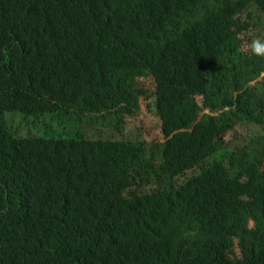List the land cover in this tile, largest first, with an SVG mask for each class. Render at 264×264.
I'll return each mask as SVG.
<instances>
[{"label":"trees","instance_id":"1","mask_svg":"<svg viewBox=\"0 0 264 264\" xmlns=\"http://www.w3.org/2000/svg\"><path fill=\"white\" fill-rule=\"evenodd\" d=\"M257 37L264 0H0V264H264ZM147 106L164 143L129 127ZM58 111L102 121L11 127Z\"/></svg>","mask_w":264,"mask_h":264},{"label":"rangeland","instance_id":"2","mask_svg":"<svg viewBox=\"0 0 264 264\" xmlns=\"http://www.w3.org/2000/svg\"><path fill=\"white\" fill-rule=\"evenodd\" d=\"M220 1L225 3L227 0ZM110 74L118 81L117 84L120 86L133 88V85H136L137 88H145L148 86H151V89L154 88V80L148 77L147 79H142L143 76L140 75L139 72H127V70L113 69L110 71ZM262 76H264V73ZM73 115L74 118L77 117L82 126L90 120H97L99 122L102 121L101 116L93 119L90 115H84L82 117H79L76 114ZM10 122L12 129L17 132L18 136L24 138L32 135L49 137L60 136L64 134L68 128L70 129L71 134V131L76 128V125H79V122H65V119L61 116L59 111L49 115H41L40 117H37L36 125L31 123V119L28 121H22L21 117L18 115H12L10 117ZM128 122L129 127L137 128L139 135L137 139L149 142L163 140L160 136L159 119L155 112L148 106L147 109H142L137 114L129 116ZM244 129L248 135L245 143L252 142V144L255 145V149H263L262 146L257 145L255 140L259 139L260 141H264V132L253 125L245 126Z\"/></svg>","mask_w":264,"mask_h":264},{"label":"clouds","instance_id":"3","mask_svg":"<svg viewBox=\"0 0 264 264\" xmlns=\"http://www.w3.org/2000/svg\"><path fill=\"white\" fill-rule=\"evenodd\" d=\"M65 35H67L70 31H71V24L66 23L63 25L62 30H61ZM251 52L256 55V56H262L264 57V39H261L259 37L254 38L250 45H249ZM51 113H46L43 115H49ZM23 121V118H21ZM33 124L36 125V122H34ZM34 136V135H33ZM146 141V140H145ZM149 144L151 143H164V140L162 141H153V142H149L147 141ZM152 152H153V147H152ZM158 222H160L163 226H164V222H165V216L161 217L158 219Z\"/></svg>","mask_w":264,"mask_h":264}]
</instances>
